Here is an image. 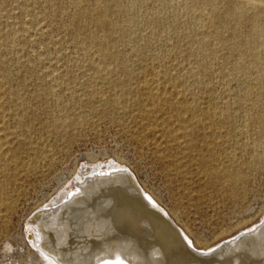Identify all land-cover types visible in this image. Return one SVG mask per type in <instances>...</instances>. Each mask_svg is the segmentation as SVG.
<instances>
[{
  "label": "rangeland",
  "instance_id": "obj_1",
  "mask_svg": "<svg viewBox=\"0 0 264 264\" xmlns=\"http://www.w3.org/2000/svg\"><path fill=\"white\" fill-rule=\"evenodd\" d=\"M263 6L0 0V264H53L29 220L82 168L125 170L198 250L261 224L264 44L246 46Z\"/></svg>",
  "mask_w": 264,
  "mask_h": 264
},
{
  "label": "bare ground",
  "instance_id": "obj_2",
  "mask_svg": "<svg viewBox=\"0 0 264 264\" xmlns=\"http://www.w3.org/2000/svg\"><path fill=\"white\" fill-rule=\"evenodd\" d=\"M216 1L201 0V4ZM75 5L79 8V2ZM96 8L93 21L108 36L118 29L106 17L111 6L101 1ZM254 17L259 23L246 46L248 51L264 44V6L255 8ZM87 38L99 45L101 55H107L102 40L92 34ZM253 64L259 69L264 65L258 56H253ZM99 168H82L81 181L73 177L75 193L57 192L51 203L31 215L29 226L37 234V250L53 264H264V218L233 240L208 251L198 250L138 190L125 170L114 169L115 165ZM3 196L0 185V201Z\"/></svg>",
  "mask_w": 264,
  "mask_h": 264
}]
</instances>
